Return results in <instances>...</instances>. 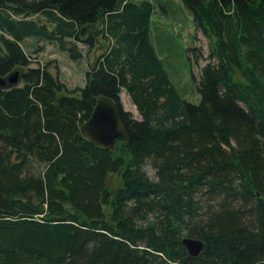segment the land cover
I'll return each instance as SVG.
<instances>
[{
	"label": "trees",
	"instance_id": "1",
	"mask_svg": "<svg viewBox=\"0 0 264 264\" xmlns=\"http://www.w3.org/2000/svg\"><path fill=\"white\" fill-rule=\"evenodd\" d=\"M182 2L207 37L188 49L194 103L153 47L151 0H0V76L19 79L0 87V264L264 261V0ZM29 37L91 52L84 84L32 64ZM99 94L124 126L111 149L79 134Z\"/></svg>",
	"mask_w": 264,
	"mask_h": 264
},
{
	"label": "rangeland",
	"instance_id": "2",
	"mask_svg": "<svg viewBox=\"0 0 264 264\" xmlns=\"http://www.w3.org/2000/svg\"><path fill=\"white\" fill-rule=\"evenodd\" d=\"M152 2V17H150V24L152 25L151 36L153 46L156 48L157 55L163 61L165 72L169 76V80L177 88L180 96L186 98L190 102H198L200 96L197 91L196 80L199 76V65H196L193 59H189L190 52L188 49L192 45H200L203 48V55L208 52L207 37L202 35L196 29L191 18V13L186 10L182 0H151ZM42 47L40 52L38 50H29L31 56L35 58L41 57L40 61H34L38 64L47 61L51 74H56L67 89L75 86L81 87L84 84V71L87 69V61L91 59V52L87 56L80 57L79 60H71L67 52L59 49L56 45L47 40L41 39L38 42ZM206 59L199 58V64L203 65ZM122 90L120 92V99L122 100V107L134 116L140 117L136 112L135 107L127 95ZM146 174L151 177L155 176L153 169L149 164L143 167ZM118 176L109 174L106 180L108 188H115L118 184Z\"/></svg>",
	"mask_w": 264,
	"mask_h": 264
},
{
	"label": "water",
	"instance_id": "3",
	"mask_svg": "<svg viewBox=\"0 0 264 264\" xmlns=\"http://www.w3.org/2000/svg\"><path fill=\"white\" fill-rule=\"evenodd\" d=\"M17 72L18 70H12L5 76H0V87L6 89V87L18 84ZM89 113V117L79 125V134L82 137L106 149H111L115 142L125 139L124 126L119 120L120 115L117 112L115 100L107 95L99 94ZM181 242L192 255H197L203 248L200 238L182 237ZM255 264H264V261Z\"/></svg>",
	"mask_w": 264,
	"mask_h": 264
},
{
	"label": "crops",
	"instance_id": "4",
	"mask_svg": "<svg viewBox=\"0 0 264 264\" xmlns=\"http://www.w3.org/2000/svg\"><path fill=\"white\" fill-rule=\"evenodd\" d=\"M151 29H152V25L150 24V29H149V31H150V36H151ZM151 40H152V36H151ZM23 41H24V42H22V43H23L24 48L26 49V51H29V50H35V49H36V50H38V52H40L41 48L38 49V47L35 46L36 44L40 45V44L38 43V42H39L38 38L29 37V38H24ZM152 41H153V40H152ZM40 46H42V45H40ZM153 47H154V46H153ZM155 50H156V49H155ZM40 58H41V57L38 56L37 59H39V61H40ZM134 117H135V116H134Z\"/></svg>",
	"mask_w": 264,
	"mask_h": 264
}]
</instances>
